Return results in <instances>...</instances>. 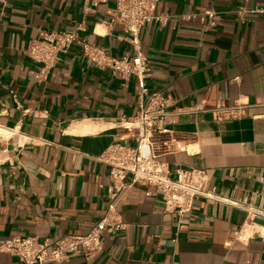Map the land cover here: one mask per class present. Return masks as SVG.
<instances>
[{"label": "crops", "instance_id": "0c3cea01", "mask_svg": "<svg viewBox=\"0 0 264 264\" xmlns=\"http://www.w3.org/2000/svg\"><path fill=\"white\" fill-rule=\"evenodd\" d=\"M264 0H160L142 50L151 91L172 95L167 125L185 139L160 157L205 171L219 199L197 196L184 216L165 209L161 192L138 180L117 203L122 226L107 229L102 249L67 264H264ZM116 0H0V239L38 235L48 241L84 233L106 212L110 166L101 155L114 142L134 143L127 126L138 113L139 84L95 65L82 45L59 55L44 80L26 52L43 31L71 30L120 56L134 53ZM249 11L240 17L239 11ZM221 24L204 29L207 11ZM244 114L218 119L220 104ZM178 111H184L179 113ZM129 175L127 179H130ZM237 202L240 205L235 204ZM242 227L240 239L232 227ZM0 264H26L0 252ZM44 264H58L47 261Z\"/></svg>", "mask_w": 264, "mask_h": 264}, {"label": "built area", "instance_id": "2783aa9c", "mask_svg": "<svg viewBox=\"0 0 264 264\" xmlns=\"http://www.w3.org/2000/svg\"><path fill=\"white\" fill-rule=\"evenodd\" d=\"M97 0H94L96 3ZM160 0H116L112 22L121 23L127 32L134 53L120 56L98 43H91L81 37L85 29L84 23H75L71 30L43 31L39 37L32 38L27 47V54L40 65L39 80L48 77L55 67L61 53L68 52L75 43H80L84 54L98 67L111 68L124 78L135 75L140 87L138 94L139 110L134 120L127 126L134 130L135 142H114L101 155V160L110 166L111 185L108 187L111 202L104 215L84 233H67L51 241L41 239L38 235L13 236L0 239V252H9L19 257L26 264H44L55 261L67 264L70 256L84 252L90 256L102 249V235L107 229L122 226L117 215L118 200L138 180L145 179L161 192L165 209L184 216L189 213L197 196L219 199L216 188L207 186L205 171L202 169H185L179 166L176 176L167 162L160 157L176 149V142L185 139L167 125V117L173 114L168 108L175 103L174 97L161 91H151L147 79L151 76V65L142 50L141 31L143 26L152 20L166 23L168 15L156 14V6ZM249 11L242 8L240 17ZM252 11L264 13V5ZM208 20L204 29L221 24L220 14L207 11ZM245 104L237 101L234 105L220 104L213 113L218 119L235 117L244 114ZM179 113L184 111H178ZM130 179H127L128 176ZM237 205V202H234ZM249 215L264 214L258 207L246 206ZM232 238H243L242 227H232Z\"/></svg>", "mask_w": 264, "mask_h": 264}]
</instances>
